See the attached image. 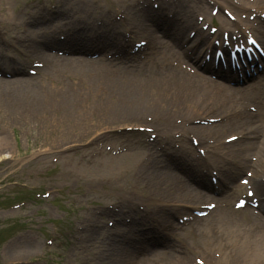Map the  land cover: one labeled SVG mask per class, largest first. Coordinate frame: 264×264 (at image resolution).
Returning a JSON list of instances; mask_svg holds the SVG:
<instances>
[{"label": "rangeland", "instance_id": "374dc122", "mask_svg": "<svg viewBox=\"0 0 264 264\" xmlns=\"http://www.w3.org/2000/svg\"><path fill=\"white\" fill-rule=\"evenodd\" d=\"M4 1L11 9L17 6L16 0ZM101 8H103V6ZM43 72H47L46 78L43 79L42 77H34L32 79H24L21 82H18V85L16 86L12 81H9L11 82L9 83L0 80V184L10 180H20L27 183L30 181L33 184H29L34 185L35 187L40 184L47 186L50 185V181L52 180L50 179L49 175H45L48 176V178H44V176H41L39 171H37V167H40L44 163L46 156L43 155L42 159L34 162L27 161L26 156L31 153L30 151H35L38 149L46 150L44 151V154H46L47 152L54 151L53 149L57 150L62 148V145L69 141L71 130L61 131L60 137V130L55 128L52 129L51 125L47 124V121L44 119H41L40 121L37 120V118L41 116L38 114L36 115V113L39 111L50 114L51 118L49 120H52V123H54V118L59 117L70 121L67 118L68 115L61 114L62 111L61 113L59 112L61 107L70 111L77 110V112H82L81 115L79 113H75V118L71 121L79 122L80 124L77 126L86 127L90 132L97 128L96 125L98 121H118L119 119L129 118L131 115H137L138 113L150 114L152 112L165 113V111H171V109H168V105L165 111L161 110V104L164 102L160 98L137 96L133 97V102H125V93L116 94L115 100H112L113 97L112 99L109 98L108 100L103 95L100 99H98V97H93V95H87L85 101H82L81 98L75 100L78 102V106L72 107L70 103L66 102H63L62 106L60 102L62 101V98H53L50 96L54 95L53 92L55 89L56 91L58 89H70V91L74 92H82V90H80L79 86L76 84H74L73 87L66 86L64 85L66 81H61L60 79H57V81L54 82L55 78L59 77L55 70L51 72L50 68H45L41 73ZM70 73L71 71L68 73V75ZM52 78H54V80H52ZM97 81L102 83L103 80L97 79ZM47 90H50L48 95L46 94ZM151 96L156 95L153 94ZM10 98H14L15 101L10 100ZM99 100H101L102 105ZM67 101L72 102L73 98H68ZM98 102L100 104V110L91 106V104ZM109 102L112 104L109 105ZM151 103L155 105H149ZM41 104L46 105L45 109L40 107ZM168 104L170 105L169 107H173L174 102L170 100ZM108 110L109 112L106 114V111ZM100 111L104 115H100ZM94 112L96 114H94ZM99 117H101V119H98ZM39 129L42 130L39 131ZM38 132L40 133L36 137ZM209 133L210 132H203V134ZM228 133L229 131H222L218 133V137L224 136ZM78 134L81 133L73 131L71 136L77 137ZM19 139H21V141ZM5 153H9V159L4 158ZM122 168H125V165ZM35 169L36 171H34ZM125 172L126 169L124 173ZM124 173L120 172L117 177H111L108 183H106V181L104 182L102 178L107 175H112L109 166H105L103 169L98 162L81 165L77 170H73L70 176H63L62 184L65 187L63 191L61 190L57 199L52 200L51 202L46 201V204L42 203L39 207L29 205L24 209L13 210L10 212L3 210L4 205L6 203L19 200L29 191L19 188H5L4 190H0V243L8 234L15 231L16 229L22 228V225L28 216L29 219H27V221L37 223L38 220V222H41L38 226H36V229L38 230L33 234L37 238L36 241L22 237L14 240L17 243L11 246L10 251L6 249V247L0 249V254L3 256L0 258V264H13L12 261L18 257L31 260L36 256H41L42 259H44L42 264H81L82 259L80 255L74 257V253L72 255L70 254L71 256L68 257L71 251H76L75 247L64 249L63 247H55V244H53L50 247L43 246L45 248L44 249L41 243L48 230L49 224L45 223L46 219L44 217L33 218L32 215L36 212L43 211L46 218H55L53 221L60 226L63 225V228L65 224H69L65 222L66 219L69 221V218H67L68 213L64 214L61 208L64 207V209H66L69 204V198L71 194L77 193L81 190L89 191L87 198L92 200V202L97 200L104 203L109 199H115L116 197L123 196L135 198V193L140 192L144 195L142 198L144 201L152 203V200L156 197L155 195V197L152 198L153 194L156 192L159 194V184H153L152 182H149L148 187L144 189L145 182H139L135 188H132V185L135 183L130 179H125ZM74 176L78 177L79 179L75 178ZM59 181H61V179ZM110 184H113V186L111 187ZM65 192H68V194H65ZM69 193L70 196L68 198ZM147 193L152 194L149 196ZM58 209L60 211H58ZM50 211H52L54 215L51 216ZM86 212L88 211H84V213ZM16 223L19 225H16L11 231H4V229L9 225H15ZM205 223L206 222H203L199 227L204 229L203 232L206 234H204L206 237L203 235H198V228V230L194 233L195 236L192 235V237L188 239L189 251L184 249L181 253H170V255H167L165 261L149 264H160L161 262L173 264V262L177 261H180V264H195L192 262L193 257L195 255H202L207 247L212 244L211 240L209 239L210 236L209 238L207 236L213 233V229L204 226ZM27 226L32 225H26V227ZM200 231L201 230H199V233ZM186 232L187 229L185 230V234ZM183 236L185 235L183 234ZM207 239H209L210 243H207ZM25 240L28 241L27 246H25ZM19 249H29L31 254L28 257L18 256L16 253ZM205 258V264H210L212 262L211 255Z\"/></svg>", "mask_w": 264, "mask_h": 264}, {"label": "bare ground", "instance_id": "6f19581e", "mask_svg": "<svg viewBox=\"0 0 264 264\" xmlns=\"http://www.w3.org/2000/svg\"><path fill=\"white\" fill-rule=\"evenodd\" d=\"M196 1L197 0H178V6L181 10H183L184 15L179 18L176 24L166 21L168 18H166V20L154 19V27L147 29L144 26L143 20H135L136 27L143 31L141 33L146 34L150 39L153 52L149 55V57L137 60L135 58L140 57L137 53H134L133 56L128 54L130 52L129 50L123 49V54H119V63H123L124 67L119 69L118 72H113L112 69L100 68L95 65V61H86L78 57H58L57 64L62 62L69 63L74 65L79 70H84V64L95 65L97 73L103 75L105 78L103 80L105 84V95H107L113 88L116 89L118 93H126L127 95L149 93L153 89H156L158 92L157 96H159V92L162 90L163 93L161 95L168 99L180 94L177 104L182 105L181 108H183L184 104V108L192 109L194 104L200 102L202 106L207 105L209 109L213 110V107L210 106L211 100L221 103L223 102L226 105L230 104V108L226 109L229 111L232 108L237 113V117L230 121V125H232L235 131L241 134L242 137L247 135L256 137L253 138L252 143H248L246 146L245 142L247 139L243 138L241 143L237 145L238 148L232 147L233 144H231L225 147V149H229L232 156L235 159H239L236 162V167L241 165V156L242 158H245L247 153L246 151L250 149L254 150L262 165L259 174H257V180L260 185L261 194H264V109L259 106L256 112H251L246 107L247 101L251 98L253 103L254 101H259L260 103L264 102V85L257 87V90L254 91V93L250 92L249 94H246L240 87L234 88L228 86L218 79H211L208 76L197 72L190 73L180 66V62H182L183 58L186 56L182 48L178 45L171 46L161 40L162 33L169 37L170 40H174L176 34H183L184 28L187 27L184 21L189 22L192 20V18L188 16L193 12L192 9L195 7L204 8L203 5L197 4ZM238 3L246 9L249 6L264 4V0H254L253 3H249L246 0H238ZM52 10L57 14L63 12V9L59 7H53ZM189 10L192 11L190 14L187 13ZM149 12L150 11L142 13V17H150ZM254 16L256 18L258 15L254 13ZM87 26H90V24H87ZM82 28H88L89 31L92 30L90 35L91 38H98L99 35H103V39H105V36L112 34L110 25L103 26L100 31L93 30L92 27L91 30L86 26H82ZM88 30H84L83 32L85 37L88 35ZM129 31L132 32L134 36L136 35V32L133 31V27L131 25ZM157 32H160L161 34L159 35ZM68 34L69 36H75L72 34H76V32L73 33V29L69 28ZM113 37L116 41H121V47L126 45L127 41L121 39L119 33ZM78 38H81L80 42H89V40L84 39L83 36H79ZM78 45L80 44H77L76 46ZM103 45L109 46L105 43ZM195 46L196 44L192 43L190 44L189 49L193 50ZM173 59L178 61L177 64H173ZM114 61L115 59L105 60V63L110 65L114 63ZM153 66L155 68V73H146V70L148 68L153 69ZM140 67L142 72H139ZM203 68L208 69V66L203 64ZM218 75L220 77H228L226 74L221 72H218ZM15 80L20 79H13V81ZM172 84L175 85L173 86ZM67 92L68 91H60L58 95L66 97L68 96ZM130 98L131 99H128V97H126L124 101H132L133 96ZM13 101L15 100L13 99ZM256 132L261 133L262 136H258ZM237 140H239V138ZM255 140L258 141V144L253 143ZM180 155L181 154H175L173 157L169 156V158H177ZM170 172L171 170H166L164 175L160 178L167 191L174 192L185 198L187 201H191L195 204L201 202L205 196H208V194L202 189H195L192 185L187 184L181 178L176 179ZM153 180L159 181V177L153 175ZM198 183L201 187L213 189L212 185L208 184L203 179H199ZM229 187H231V190H238L241 186L231 184L230 181L221 183V191L227 190ZM172 197L174 198L175 196L172 195ZM212 215V217H214V225L221 224L219 227H223V230H227V234L229 236L228 244L232 246L231 253L236 254V256L228 259L227 254L225 253V258H227L228 264H264V225L262 227L263 229L257 230L258 221L256 219H253L250 224L243 221L244 219L250 218V211L240 216L229 209L219 208L212 211ZM222 223H224L226 227L222 225ZM144 249H147L146 246H144ZM217 250H219L218 247ZM24 252L25 250L23 249L18 253H21L22 256H27L28 254ZM236 257H238L239 260H234ZM240 257H242V260H240ZM218 262L221 264V259H218Z\"/></svg>", "mask_w": 264, "mask_h": 264}]
</instances>
